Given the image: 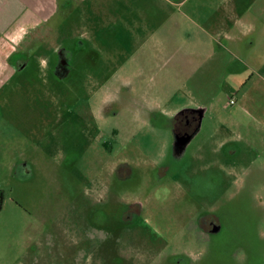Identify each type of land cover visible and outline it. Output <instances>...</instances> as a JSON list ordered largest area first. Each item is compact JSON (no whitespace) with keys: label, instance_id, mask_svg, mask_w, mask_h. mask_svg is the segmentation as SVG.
Listing matches in <instances>:
<instances>
[{"label":"rangeland","instance_id":"obj_1","mask_svg":"<svg viewBox=\"0 0 264 264\" xmlns=\"http://www.w3.org/2000/svg\"><path fill=\"white\" fill-rule=\"evenodd\" d=\"M237 2L61 0L14 33L0 264H264V0Z\"/></svg>","mask_w":264,"mask_h":264},{"label":"crops","instance_id":"obj_2","mask_svg":"<svg viewBox=\"0 0 264 264\" xmlns=\"http://www.w3.org/2000/svg\"><path fill=\"white\" fill-rule=\"evenodd\" d=\"M60 1L61 0H0V90L5 87L6 82L11 77L10 68L12 55L17 52V49L24 48V44L23 47H19L18 43H16L14 33L16 32L17 37H20L24 35L29 28L45 27L44 23L48 18L57 14V11L61 9ZM166 1L174 2L177 0ZM234 1H238L237 3L242 5L246 0ZM41 23H43V25H41ZM153 47L162 49L168 46L162 44V46L156 45Z\"/></svg>","mask_w":264,"mask_h":264},{"label":"flooded vegetation","instance_id":"obj_3","mask_svg":"<svg viewBox=\"0 0 264 264\" xmlns=\"http://www.w3.org/2000/svg\"><path fill=\"white\" fill-rule=\"evenodd\" d=\"M65 63V61L63 62ZM62 63L59 62V65ZM198 112L195 111H184L181 112L179 115L176 116L175 121L172 126V132H173V139L176 143L181 144L182 146L187 145V143L192 139L193 135L196 133L198 127H199V119H198ZM128 165L126 163H120L118 166H115L111 170L112 173H114L116 176L125 179L129 176L130 170L128 169ZM0 197L2 199V195L0 194ZM203 206V205H202ZM2 207V205H1ZM0 207V208H1ZM134 210L132 207H127L123 211V215L121 216L120 220L118 221L117 227L119 230H122L123 225L128 223L130 219V210ZM202 209H205V207H200V210L198 212L197 217H191L194 218V225L204 234L206 232H211L217 229V224L215 223V219L212 218L210 215V212H207L206 210L200 211ZM138 209H136L137 211ZM138 212V211H137ZM203 212H207L205 214H202ZM188 216H192L191 213L187 212ZM187 216V217H188ZM190 218V217H189ZM122 219L124 221H122Z\"/></svg>","mask_w":264,"mask_h":264},{"label":"trees","instance_id":"obj_4","mask_svg":"<svg viewBox=\"0 0 264 264\" xmlns=\"http://www.w3.org/2000/svg\"><path fill=\"white\" fill-rule=\"evenodd\" d=\"M1 205H2V199H1V197H0V207H1Z\"/></svg>","mask_w":264,"mask_h":264},{"label":"built area","instance_id":"obj_5","mask_svg":"<svg viewBox=\"0 0 264 264\" xmlns=\"http://www.w3.org/2000/svg\"><path fill=\"white\" fill-rule=\"evenodd\" d=\"M233 102V100H230V103H232Z\"/></svg>","mask_w":264,"mask_h":264}]
</instances>
